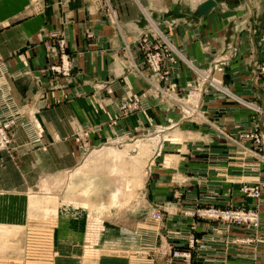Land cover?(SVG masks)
<instances>
[{"label":"crops","instance_id":"crops-1","mask_svg":"<svg viewBox=\"0 0 264 264\" xmlns=\"http://www.w3.org/2000/svg\"><path fill=\"white\" fill-rule=\"evenodd\" d=\"M204 1L0 0V121L18 124L10 150L0 151V200L12 193L53 190V178L80 165L79 169L84 164L93 169L121 164L91 157L97 150L85 159L97 142H128L166 130L165 135L171 133L185 143L178 163L174 149L162 148L163 154L157 155L171 158L165 161L170 165L158 164V170L153 169V153L143 190L134 197L139 183H129L119 200L123 203L132 194L134 209L141 202L147 207L148 233L142 234L136 210L129 220L116 211L114 217L103 218L101 229L88 228L87 211H78L77 205L98 200L83 196L87 189L75 188L66 196L68 202L64 195L57 197L54 227L45 247L54 259L29 258L30 246L25 245L20 259L0 264H264V196L255 204L238 192L242 185L259 181L264 146L226 138L251 130L254 116L242 101L264 106V75L255 80L264 63V0H214L216 6L198 17L196 9ZM155 28L175 43L181 57L213 75L225 90L204 87L196 99L201 119H183L177 108L154 98L148 82L155 79L147 81L142 69L127 71L130 58L142 68L137 42ZM61 39L64 46L59 50ZM61 54L72 67L68 77L49 70ZM224 57L228 67L224 73L214 72L212 67ZM186 66L180 64L173 75L181 96L187 94L192 77ZM129 91L141 99L140 110L111 122ZM205 206L249 207L258 212L261 225L253 231L189 215ZM156 213L162 214V221L153 220ZM130 219L132 226H125ZM121 235L128 241L109 240ZM87 236L97 238L85 245ZM192 238L196 242L190 244ZM174 251L188 256L174 258Z\"/></svg>","mask_w":264,"mask_h":264},{"label":"rangeland","instance_id":"rangeland-1","mask_svg":"<svg viewBox=\"0 0 264 264\" xmlns=\"http://www.w3.org/2000/svg\"><path fill=\"white\" fill-rule=\"evenodd\" d=\"M108 10V14L115 22L114 11H112L111 8H108ZM137 46L138 49L136 52L142 59V68L137 67L133 61V58H130V63H128L127 71L133 69L136 72H139L142 69V71H145L144 77H146V80L148 79L147 77H153L155 79V82H148V85L150 86L151 94L154 96V98H156L160 102L163 101L164 103H170L173 108H177L179 110V114L183 117V119H187V112L189 114V112L191 111L190 108L192 106L190 102L188 103L186 101H194L197 99V95L195 94L198 93L197 89L201 83V76L205 74L199 71L197 66H194V63H192L190 59L186 60L183 56L181 57L179 49L175 45V43L168 40V38H166V36L161 32L159 28H155L150 33L148 32L147 34L142 35L137 42ZM227 61L228 60L226 57L221 59L220 67H218L222 68L221 72L214 71L213 69L212 70L216 73H224L225 68L228 67ZM180 64L183 66L187 65L190 72H192V77L190 78L191 81L187 83L188 92L187 94H184L185 96H181L178 85L173 81L174 73H177V71L181 68ZM57 65H62L60 60L59 62H57ZM207 75L211 79L217 81L216 79H214L213 75ZM107 94L111 95V91L108 90ZM137 97L138 96L136 95H131L130 91L126 93V97L121 103V111L117 116L114 117V119L111 120V122L117 121L121 118H125L131 115L132 113L138 112V110H140L139 104L141 102V99H138ZM144 117L147 118V114H144ZM190 120H192V118ZM13 123L14 124L11 126V129L9 131V135H11V142L7 147H0V151H9L13 144L16 127L18 126V124L14 121ZM180 130L184 131L185 129L183 128ZM180 130L178 131L180 132ZM165 132L166 130L164 131V133ZM164 133H162L161 135L157 133L156 135H151L147 138L136 137V139H134L133 141L128 142H123L115 139L105 140V142H97L96 147L92 146L90 147V151L86 152L87 154L85 156V159H87L94 150H100L105 146L114 147L119 150H124L123 146H125L126 144L138 146L137 148H129L126 150V159L124 162V166L122 165L124 167L122 170L124 179L130 182L131 185H133L135 181L134 179H132L133 175L130 173V167H128L129 164L127 163H130L132 159L138 157V159L142 161V173L141 180L138 185L139 187L135 188L133 192L135 193L134 197H136L138 193L143 190L145 168L148 165L149 159L153 157V153L156 154L154 158H157V164H155L153 169H156L158 164H160L161 166H165L166 163L168 164V162L165 161H170L171 159L168 158V160H166L168 156L162 155L164 152V149L162 148L174 149L172 152L174 160L177 163L178 161H180L178 160L179 155L183 151V145L185 143H183L182 140L178 138V140L174 141L175 139L171 135V133L167 135H165ZM154 140H156L157 142L154 143ZM77 141L81 142V146H84V141L81 136H77ZM161 152L162 154H159L160 156H158L157 154ZM83 163L84 161L81 164ZM168 165H170V163ZM80 167L81 165L78 166L77 169L72 173L63 174L59 177L53 178L52 182H54L55 185V188L53 190H35L30 191L24 195L12 193L7 194L6 196L8 197L2 198L5 199V201L0 200V261H4L5 259H20V249L22 250V246L23 249H25V245L30 246L29 258H39L46 260L54 259L53 252H50V250L45 247L46 244L48 245V241L50 240V230H52V228L54 227V218L56 216L58 207V195H64L66 199V196L69 195V191L74 190L75 188H78V190L80 191H83L85 189H87L88 191V189H91L93 183L94 185L92 186V188L105 183V181L109 179V175H111V171H109L110 169L107 170V168L101 164H98L97 166L93 167V169L89 170L79 169ZM78 179L83 180V182H81L79 185H75V182L78 181ZM108 195V190H104L102 192V197H104L105 199ZM131 196H127L124 203L101 206L99 210L91 207L90 203L87 205L79 203V205H77L78 211H87V227L92 230H96L97 228H102L104 217L107 216L110 219L111 217H114L112 214H115L116 211H120V213H124L123 215H121V217H124V215H126L125 220H129L128 217L131 216V211L136 210L140 213L139 221L141 223L139 224V227L141 228L142 234L148 233L146 232V230L151 226L147 217L149 214V210L147 209V207L143 206L142 202L141 204H139L138 208L134 209V204L132 203L134 198H131ZM54 197L56 199H53ZM33 200H37L40 202L39 204H35L32 203ZM46 201L53 203L52 206H50L49 210H45L41 207V205L45 204ZM66 201L68 202L67 199ZM121 222H123L124 224V221ZM131 222L132 219L128 221L130 225H126V222L125 226H132ZM109 228H114V226L110 224ZM93 238L95 239L97 237H85V245L92 244L94 242ZM112 238H118L119 240H122L126 239L127 237L125 238L122 235L118 237L109 236V240ZM126 241L128 240L126 239ZM126 241L125 243H127Z\"/></svg>","mask_w":264,"mask_h":264},{"label":"built area","instance_id":"built-area-1","mask_svg":"<svg viewBox=\"0 0 264 264\" xmlns=\"http://www.w3.org/2000/svg\"><path fill=\"white\" fill-rule=\"evenodd\" d=\"M57 46L60 50L63 49L64 41L61 39ZM234 51V50H233ZM62 53V52H61ZM60 62L62 65H57V63H53L49 70L51 73L55 75H59L62 77H68L71 73L72 67L71 64L68 62L67 57L63 58V54L60 55ZM221 63H216L213 67L214 71H222L220 67ZM222 66V65H221ZM264 75V63L260 64L257 68V73L255 80L259 78V76ZM200 85L198 86L197 92L201 94L204 91V87L207 89H215L216 91H225L219 82L211 79L208 75H202L200 79ZM190 102L191 108L188 114L187 112V119H191L196 121L201 119V115L199 113V103L197 100L194 101H186ZM242 106L248 109L254 116V120L252 123L251 130L242 131L240 135L235 138L232 136H226L229 140L233 141L234 143L239 142H250L253 143L257 147L264 146V106L260 107L251 103H247L242 101ZM189 111V110H188ZM13 121H0V147L4 148L9 145L11 142V135H9V131L11 126L13 125ZM221 132V131H220ZM222 133V132H221ZM239 195L244 199L247 198L257 204L260 202V199L264 196V160H263V168L261 170L260 179L253 185H242L238 189ZM190 216L207 222L213 223H220L226 226H235L240 227L248 230L257 231L261 225V218L258 212L254 209L249 207L240 206V207H224L218 208L215 206H205V207H197L189 213ZM153 220L155 222L162 221V214L156 213L153 215ZM196 241L192 238L190 240V244L195 243ZM172 256L174 258H186L188 253L174 251L172 252Z\"/></svg>","mask_w":264,"mask_h":264},{"label":"bare ground","instance_id":"bare-ground-1","mask_svg":"<svg viewBox=\"0 0 264 264\" xmlns=\"http://www.w3.org/2000/svg\"><path fill=\"white\" fill-rule=\"evenodd\" d=\"M199 96H200V94L198 93L197 97L199 98ZM163 132H161V133H163ZM173 137L176 138L174 135H173ZM174 141H176V140H174ZM153 142L155 143L157 141L154 140ZM123 147L125 149H129V148L132 149V148H137L138 146H132V145L126 144ZM125 152L126 151H117L116 149H114V147H102V149L94 151L92 153L91 157L95 158L96 160L103 161L105 159H111L112 161H114V163H116V162L121 163L117 166L113 164V165H110L109 167H106L107 170L110 169L109 171H111V175H109V177H108L109 179L106 180L105 183H103L101 185H97V186L92 188V186L94 185V183H93V185L91 186V189H88V191H86V194H83V196H87L89 198L94 196L98 200L97 202H93L90 205L94 209L99 210L101 208V206L113 205V204L119 203L120 199H123V197L125 195L126 187L128 188V185L130 183L124 179V176L122 174V170L124 168L123 167L124 162L126 159L125 158ZM138 158H134V160H132L130 163H127V164H129L128 167H130V173L133 175L132 179H134V181H135L134 184L139 183L141 180L142 163L139 164ZM94 160H92V161H94ZM127 164H125V165H127ZM88 168H91V167L87 164H84L82 166L83 170L84 169L89 170ZM125 168H126V166H125ZM130 185H131V183H130ZM104 190L109 191L108 198L106 199L107 201H105V199L104 200L101 199V195H102V192ZM53 199H55V198H53ZM125 201L126 200H124V202ZM39 202L40 201H37V200L32 201V203H35V204L36 203L39 204ZM52 204L53 203L46 201L45 204L41 205V207L44 208L45 210H49V208H50V206H52Z\"/></svg>","mask_w":264,"mask_h":264},{"label":"water","instance_id":"water-1","mask_svg":"<svg viewBox=\"0 0 264 264\" xmlns=\"http://www.w3.org/2000/svg\"><path fill=\"white\" fill-rule=\"evenodd\" d=\"M216 6V3L214 0H206L202 4L198 6L196 9V15L198 17H204L206 16L214 7Z\"/></svg>","mask_w":264,"mask_h":264}]
</instances>
